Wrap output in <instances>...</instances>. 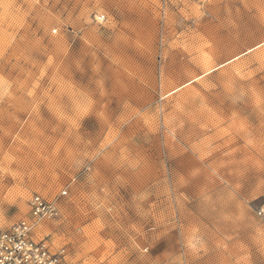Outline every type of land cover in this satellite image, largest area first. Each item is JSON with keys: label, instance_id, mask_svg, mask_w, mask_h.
I'll use <instances>...</instances> for the list:
<instances>
[{"label": "rangeland", "instance_id": "374dc122", "mask_svg": "<svg viewBox=\"0 0 264 264\" xmlns=\"http://www.w3.org/2000/svg\"><path fill=\"white\" fill-rule=\"evenodd\" d=\"M35 194L65 264H264V0H0V229Z\"/></svg>", "mask_w": 264, "mask_h": 264}, {"label": "built area", "instance_id": "2783aa9c", "mask_svg": "<svg viewBox=\"0 0 264 264\" xmlns=\"http://www.w3.org/2000/svg\"><path fill=\"white\" fill-rule=\"evenodd\" d=\"M29 209L28 218L0 229V264H65L63 250L53 251L46 240L34 237L36 225L57 218L56 204L35 194L29 201Z\"/></svg>", "mask_w": 264, "mask_h": 264}]
</instances>
